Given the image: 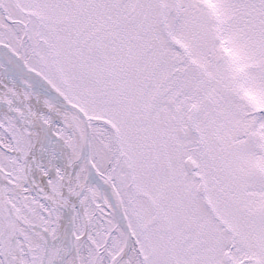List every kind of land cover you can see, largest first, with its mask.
<instances>
[{
  "label": "snow or ice",
  "instance_id": "snow-or-ice-1",
  "mask_svg": "<svg viewBox=\"0 0 264 264\" xmlns=\"http://www.w3.org/2000/svg\"><path fill=\"white\" fill-rule=\"evenodd\" d=\"M0 264H264V0H0Z\"/></svg>",
  "mask_w": 264,
  "mask_h": 264
}]
</instances>
